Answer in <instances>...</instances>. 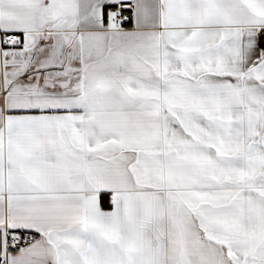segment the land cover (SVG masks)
<instances>
[{
  "label": "snow or ice",
  "instance_id": "6c2138e0",
  "mask_svg": "<svg viewBox=\"0 0 264 264\" xmlns=\"http://www.w3.org/2000/svg\"><path fill=\"white\" fill-rule=\"evenodd\" d=\"M0 264H264V0H0Z\"/></svg>",
  "mask_w": 264,
  "mask_h": 264
}]
</instances>
